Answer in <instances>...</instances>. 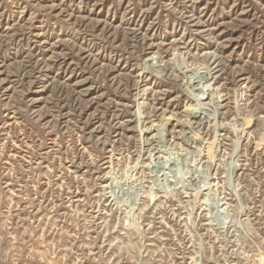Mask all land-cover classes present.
<instances>
[{
    "label": "rangeland",
    "instance_id": "rangeland-1",
    "mask_svg": "<svg viewBox=\"0 0 264 264\" xmlns=\"http://www.w3.org/2000/svg\"><path fill=\"white\" fill-rule=\"evenodd\" d=\"M0 264H264V0H0Z\"/></svg>",
    "mask_w": 264,
    "mask_h": 264
},
{
    "label": "bare ground",
    "instance_id": "bare-ground-1",
    "mask_svg": "<svg viewBox=\"0 0 264 264\" xmlns=\"http://www.w3.org/2000/svg\"><path fill=\"white\" fill-rule=\"evenodd\" d=\"M194 114H197V115H203V114H205V110L204 109H194V112H193ZM202 117V116H201ZM201 117H200V119H201ZM191 138H193L194 139V137H191ZM186 140H184V142L185 143H191L190 141H188V139L187 138H185ZM195 141V140H194ZM199 141V140H198ZM196 142V141H195Z\"/></svg>",
    "mask_w": 264,
    "mask_h": 264
}]
</instances>
